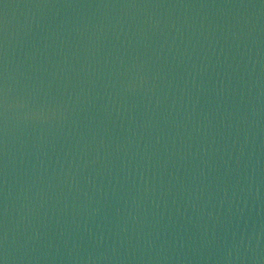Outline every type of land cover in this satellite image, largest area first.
I'll list each match as a JSON object with an SVG mask.
<instances>
[{
    "label": "water",
    "instance_id": "water-1",
    "mask_svg": "<svg viewBox=\"0 0 264 264\" xmlns=\"http://www.w3.org/2000/svg\"><path fill=\"white\" fill-rule=\"evenodd\" d=\"M4 264H264V0H0Z\"/></svg>",
    "mask_w": 264,
    "mask_h": 264
},
{
    "label": "snow or ice",
    "instance_id": "snow-or-ice-1",
    "mask_svg": "<svg viewBox=\"0 0 264 264\" xmlns=\"http://www.w3.org/2000/svg\"><path fill=\"white\" fill-rule=\"evenodd\" d=\"M0 264H4V262L2 260H0Z\"/></svg>",
    "mask_w": 264,
    "mask_h": 264
}]
</instances>
